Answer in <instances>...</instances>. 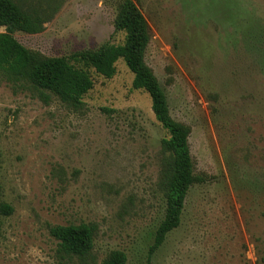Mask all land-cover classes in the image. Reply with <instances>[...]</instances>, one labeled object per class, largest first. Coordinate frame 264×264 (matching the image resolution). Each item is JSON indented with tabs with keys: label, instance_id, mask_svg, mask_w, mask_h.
Returning <instances> with one entry per match:
<instances>
[{
	"label": "rangeland",
	"instance_id": "obj_1",
	"mask_svg": "<svg viewBox=\"0 0 264 264\" xmlns=\"http://www.w3.org/2000/svg\"><path fill=\"white\" fill-rule=\"evenodd\" d=\"M122 0H66L17 41L48 57L122 44ZM145 62L171 117L190 127L195 174L180 226L150 264H264V0H136ZM4 32V28H0ZM73 109L0 84V264H100L120 250L147 264L163 215L160 141L149 96L123 61ZM95 224L92 257H63L53 226Z\"/></svg>",
	"mask_w": 264,
	"mask_h": 264
},
{
	"label": "trees",
	"instance_id": "obj_2",
	"mask_svg": "<svg viewBox=\"0 0 264 264\" xmlns=\"http://www.w3.org/2000/svg\"><path fill=\"white\" fill-rule=\"evenodd\" d=\"M66 0H0V84L14 93L30 92L47 103L52 97L69 108L80 109L83 98L93 88L92 73L106 79L115 74L121 60L132 73V88L145 92L151 111L167 137L161 139L156 186L163 202V215L152 235L147 264L176 230L182 220L185 201L192 187L204 179L195 174L188 139L191 129L171 117L167 97L153 71L145 62L151 39L149 25L136 0H122L113 19L115 32L123 33L122 44L103 43L63 57H48L20 44L14 34L35 35L60 10ZM13 208L0 201V217ZM95 224L53 226L50 235L58 241L63 257L86 261L92 257ZM123 251L113 250L100 264H126Z\"/></svg>",
	"mask_w": 264,
	"mask_h": 264
}]
</instances>
